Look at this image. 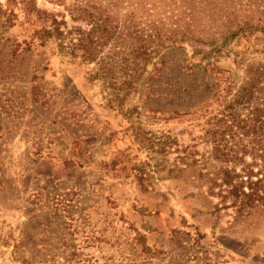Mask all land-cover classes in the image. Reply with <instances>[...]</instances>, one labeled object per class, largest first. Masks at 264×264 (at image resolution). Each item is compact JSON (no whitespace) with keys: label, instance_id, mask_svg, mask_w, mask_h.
<instances>
[{"label":"rangeland","instance_id":"1","mask_svg":"<svg viewBox=\"0 0 264 264\" xmlns=\"http://www.w3.org/2000/svg\"><path fill=\"white\" fill-rule=\"evenodd\" d=\"M116 2L121 14L133 4L0 0V264H264L263 214L235 224L206 195L201 167L181 164L192 145L194 158L204 153L201 113L214 92L189 48L163 53L123 106L137 112L127 119L87 83V66L41 43L53 17L82 26L74 6ZM218 66L232 68L227 58ZM140 133L175 143L155 154Z\"/></svg>","mask_w":264,"mask_h":264},{"label":"trees","instance_id":"2","mask_svg":"<svg viewBox=\"0 0 264 264\" xmlns=\"http://www.w3.org/2000/svg\"><path fill=\"white\" fill-rule=\"evenodd\" d=\"M116 4L76 5L70 20L84 25L68 27L53 17L39 39H53L61 55L87 66V83L99 84L107 107L127 119L137 112H123V106L150 68L151 73L160 71L157 61L163 53L189 48L198 61L192 66L214 74V92L201 113L204 153L194 158L192 145L184 150L181 164L201 167L197 179L207 186L206 195L230 210L235 224L257 214L264 217V0H133L126 9L130 11L122 14ZM31 11L39 19L49 18L35 6ZM242 41L251 45L234 50ZM223 58L231 69L218 66ZM139 138L155 154L175 143L170 136L154 141L140 133ZM136 170L141 181L144 168ZM141 189L146 187L141 184ZM138 244H144L141 236L133 245ZM17 262L31 264L27 259Z\"/></svg>","mask_w":264,"mask_h":264}]
</instances>
